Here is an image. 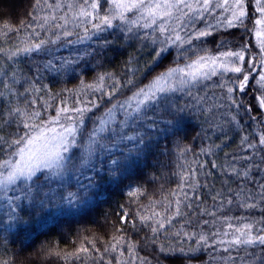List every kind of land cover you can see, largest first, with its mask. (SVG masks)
Listing matches in <instances>:
<instances>
[{
  "label": "snow or ice",
  "instance_id": "snow-or-ice-1",
  "mask_svg": "<svg viewBox=\"0 0 264 264\" xmlns=\"http://www.w3.org/2000/svg\"><path fill=\"white\" fill-rule=\"evenodd\" d=\"M116 44L139 48L103 70ZM150 159L159 197L131 183ZM112 185L134 208L109 231L0 264H264V0H29L0 24V231Z\"/></svg>",
  "mask_w": 264,
  "mask_h": 264
},
{
  "label": "trees",
  "instance_id": "trees-1",
  "mask_svg": "<svg viewBox=\"0 0 264 264\" xmlns=\"http://www.w3.org/2000/svg\"><path fill=\"white\" fill-rule=\"evenodd\" d=\"M19 1L20 3L13 8L7 6L8 0H0V24L6 20L15 21L17 18H23L24 14L28 10L29 0ZM11 5H13V3ZM138 48V44H134L132 47H128L126 44L123 46H120L119 44L114 45L107 54V60L103 64V70L116 72L121 71L124 62L130 56L137 54ZM66 54L67 53H65V55ZM147 56L148 53L146 51L142 53V60H146ZM94 75L95 72H90L86 79L91 81ZM65 83H67V87H73L76 83H78V81L73 80L71 82L65 81L58 83L55 85L54 90L64 87ZM192 123L193 128H195V122ZM194 134L195 132L192 128L188 129L189 139H191ZM235 139L236 138H234V140ZM160 140L163 145L165 143L163 137H161ZM167 143L171 146V141H168ZM235 150L236 143H232L229 151ZM154 163L155 161L150 159V166L142 165L143 172L134 176L131 183L133 187H135L137 183L141 184L147 189L150 195L154 193L157 197H159L162 195L160 185L164 184V188L167 189L170 186V183L167 182L166 172L160 180L153 182L152 177L154 175L164 172L163 169L153 168L151 165ZM128 183V181H125V184ZM106 187L107 192L105 195L101 196L99 198L100 202L93 205L90 210L76 214L56 216L55 218L51 215L36 213L33 215L30 225L14 229L12 233H4L0 231V237H6V239L0 238V245H2V247H0V252L7 250V253L11 256V254L16 253L20 249L21 241L26 246L25 253L29 259L35 256L42 244L55 245L59 249H64L70 252L74 247L72 241L77 240L80 234H84L85 229L96 231L99 234L109 231V228L106 226L105 216H107L109 220H118L115 213L122 211L119 207L120 205H129L130 209L134 208V206L130 204L127 196V187H116L115 185ZM217 187H219V184H217ZM141 199L144 198L142 197ZM2 215L3 214L0 213V216ZM256 215H259V213H256ZM129 231H131L130 227ZM203 257V264H207V254L204 253ZM39 264H63V261L58 260L56 257H50L46 260L41 259ZM196 264H202V262L198 260Z\"/></svg>",
  "mask_w": 264,
  "mask_h": 264
},
{
  "label": "rangeland",
  "instance_id": "rangeland-1",
  "mask_svg": "<svg viewBox=\"0 0 264 264\" xmlns=\"http://www.w3.org/2000/svg\"><path fill=\"white\" fill-rule=\"evenodd\" d=\"M9 1H11L12 3H13V5H11L12 3L11 2H9ZM20 3V1L19 0H8V4H7V6H10V7H15L17 4H19Z\"/></svg>",
  "mask_w": 264,
  "mask_h": 264
}]
</instances>
